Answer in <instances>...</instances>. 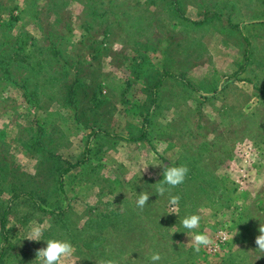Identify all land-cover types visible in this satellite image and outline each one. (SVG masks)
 I'll list each match as a JSON object with an SVG mask.
<instances>
[{
	"label": "rangeland",
	"instance_id": "rangeland-1",
	"mask_svg": "<svg viewBox=\"0 0 264 264\" xmlns=\"http://www.w3.org/2000/svg\"><path fill=\"white\" fill-rule=\"evenodd\" d=\"M33 221L61 264H264V0H0V264Z\"/></svg>",
	"mask_w": 264,
	"mask_h": 264
},
{
	"label": "clouds",
	"instance_id": "clouds-1",
	"mask_svg": "<svg viewBox=\"0 0 264 264\" xmlns=\"http://www.w3.org/2000/svg\"><path fill=\"white\" fill-rule=\"evenodd\" d=\"M156 164L162 165V178L159 179V184L156 187L154 192L158 194L171 193V189L174 186H177L186 178L188 173V167L183 163H173L164 161L157 162ZM137 197L135 203L138 207H143L147 201H149V191L141 190L136 191ZM153 192V191H152ZM180 200L179 195H170L169 203L175 208V205L178 204ZM170 212L178 213L173 210ZM181 224L183 229L188 230L184 231L189 235L191 230H194L198 227L201 222V216L197 212L185 214L181 218ZM48 225L44 222L33 221L29 224L26 233L20 238H28L35 241L43 240L45 242L44 246L36 250V255L34 260L37 261V264H61V261L65 258H70L74 253V246L72 242L68 239L60 238L57 236H45ZM193 240V248L199 250V247L203 244L209 242V237L206 233L202 231H197L190 237ZM256 245L255 249H260L264 252V223L259 225V235L256 236ZM161 259L159 252H153L150 256V260L155 264V262Z\"/></svg>",
	"mask_w": 264,
	"mask_h": 264
},
{
	"label": "trees",
	"instance_id": "trees-1",
	"mask_svg": "<svg viewBox=\"0 0 264 264\" xmlns=\"http://www.w3.org/2000/svg\"><path fill=\"white\" fill-rule=\"evenodd\" d=\"M247 53V52H246ZM170 72H166V74H168ZM160 84V80H158L155 84H154V89L156 87H158V85ZM107 133V132H106ZM111 135H114V134H111ZM75 166V163L74 164H69L63 172H66L68 171L71 167ZM62 175L63 173H60L59 176H58V184H59V187L62 188L63 187V180H62ZM1 228L4 230V214L1 216Z\"/></svg>",
	"mask_w": 264,
	"mask_h": 264
}]
</instances>
